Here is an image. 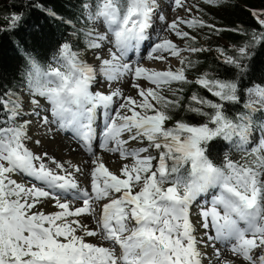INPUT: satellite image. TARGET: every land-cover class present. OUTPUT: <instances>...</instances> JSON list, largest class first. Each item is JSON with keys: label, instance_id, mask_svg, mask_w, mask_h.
<instances>
[{"label": "snow or ice", "instance_id": "snow-or-ice-1", "mask_svg": "<svg viewBox=\"0 0 264 264\" xmlns=\"http://www.w3.org/2000/svg\"><path fill=\"white\" fill-rule=\"evenodd\" d=\"M13 7L0 32L24 21ZM27 7L71 32L0 73V264H264V8L221 27L192 0ZM225 32L239 42L213 46ZM61 133L88 160L34 150Z\"/></svg>", "mask_w": 264, "mask_h": 264}, {"label": "trees", "instance_id": "trees-1", "mask_svg": "<svg viewBox=\"0 0 264 264\" xmlns=\"http://www.w3.org/2000/svg\"><path fill=\"white\" fill-rule=\"evenodd\" d=\"M240 4H233V16L225 21L221 27H230L236 23H243L245 26L252 24V19L247 9L264 8V0H240ZM29 0H0V27H4V17L16 9L13 5L19 6L24 4L25 18L21 26L15 30L0 32V73L6 79H11L22 68L23 56L15 51L13 43H17L25 50L34 51L39 56H45L52 51L54 45L60 39L61 34H66L67 27L59 20L46 16L39 9L32 10L28 8ZM45 8L54 10L60 17L67 16L69 19H74L79 12V0H43ZM221 21V20H220ZM39 29V32L36 29ZM222 35L228 44L221 46L228 47L238 43L240 37L225 32ZM220 45V44H219ZM208 62H212V55L205 54ZM223 71V68L221 69ZM252 77L254 82L259 83L264 80V52H260L254 58L252 65ZM204 95H208L206 92ZM211 98V97H210ZM218 143L212 148L213 156H219L216 151Z\"/></svg>", "mask_w": 264, "mask_h": 264}, {"label": "rangeland", "instance_id": "rangeland-1", "mask_svg": "<svg viewBox=\"0 0 264 264\" xmlns=\"http://www.w3.org/2000/svg\"><path fill=\"white\" fill-rule=\"evenodd\" d=\"M254 3H257L256 0L253 1ZM192 3H199L201 7H203L205 9V11H208V18L209 20H212L213 22H215L216 20H221L219 21L218 23L219 24H223L225 23V21H222V20H228L230 19V15L233 16V4H240L241 1L240 0H229V2H227L225 4V6H222V7H212V6H207V5H204L202 2L200 3L199 0H192ZM258 4V3H257ZM170 15H172V13L170 12L169 13ZM181 15H183V13H181ZM206 18V19H208ZM207 30H205L206 32ZM203 35L204 33H201V37L203 38ZM214 37V36H213ZM212 37V38H213ZM172 39H176L174 36L171 37ZM213 42H216L218 41L216 38L212 39ZM146 65L150 66V67H156V68H162L164 67L163 65H160V64H154L153 62H150V61H147L145 60L144 61ZM175 60H173V64H175ZM125 90L128 91V88L127 86L125 85ZM134 94V93H132ZM40 134H38L37 136H39ZM57 139L55 138V140H48V139H45L43 141V144L42 146H33L34 149L37 151V152H41V151H47L49 152L50 155H55L57 156V158H64V159H69V156H71L70 160H72L73 162L75 160H77L78 158L81 157L82 154L80 155H74L71 151H69V148L67 147H64L63 145L60 144V147L57 145ZM66 153V154H65ZM74 155V156H73ZM74 157V158H73ZM73 158V159H72ZM77 158V159H76ZM82 159V160H81ZM80 160V161H79ZM78 162H82V161H85L84 158H80L77 160ZM76 161V162H77ZM77 162V163H78ZM83 182V180H82Z\"/></svg>", "mask_w": 264, "mask_h": 264}, {"label": "bare ground", "instance_id": "bare-ground-1", "mask_svg": "<svg viewBox=\"0 0 264 264\" xmlns=\"http://www.w3.org/2000/svg\"><path fill=\"white\" fill-rule=\"evenodd\" d=\"M59 137H62V135L61 134H58L57 136H56V139H57V142L59 143V142H61L62 144L61 145H63L64 147H68L69 145H71V147H72V149H75V150H73V151H71L74 155H80L81 153H80V151L77 149V148H75L73 145V142L69 139L68 141L66 140V139H62V140H60L59 139ZM69 148V147H68ZM66 154V153H65ZM73 155V156H74ZM71 156H69V159H71L70 158ZM74 158V157H73ZM72 158V159H73ZM81 158V157H80ZM80 158H78V159H80ZM104 158H105V162L109 165V167H111V168H117V167H119V163L118 162H115L114 163V161H115V157L114 156H112L111 154H104ZM77 159V158H76ZM77 159V160H78ZM77 160H75L74 162H76ZM82 160V159H81ZM80 161V160H79ZM86 161V160H85ZM78 162V161H77ZM79 163V162H78Z\"/></svg>", "mask_w": 264, "mask_h": 264}]
</instances>
